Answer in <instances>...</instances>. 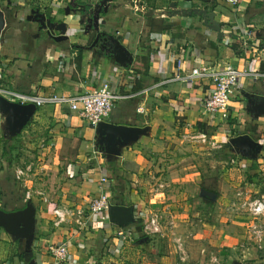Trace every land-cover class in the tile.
<instances>
[{"label":"crops","instance_id":"obj_1","mask_svg":"<svg viewBox=\"0 0 264 264\" xmlns=\"http://www.w3.org/2000/svg\"><path fill=\"white\" fill-rule=\"evenodd\" d=\"M138 1L141 10L137 0H113L100 15L105 21L101 30L85 33L78 15L66 14L70 0H0L6 13L0 84L33 95L73 96L107 81L129 97L117 100L105 121L149 128L139 140L124 145L121 154H109L99 145L96 127L68 104L37 106L14 136L0 111V208L17 211L29 201L34 206L30 242L0 225V264H57L50 247L63 242L69 254L60 264H202L201 259L214 258L215 246L221 251L232 246L241 255L235 262L251 264L249 260L258 258L264 235L258 242L251 228L254 220L233 205L237 207L239 195L251 198L249 191L264 195V147L252 159L229 140L241 134L256 140L264 136V116L255 119L242 94H263L264 81L240 78L230 103L232 121L213 125L210 143L190 138L186 124L197 129L200 123L211 125L201 105L211 82H162L178 68L188 74L203 64L218 68L233 64L259 72L264 63V0ZM172 3L213 10L223 37L208 28L202 16L174 15ZM33 8L65 22L66 39L54 40L39 30L38 22L28 20ZM254 160L257 167H251ZM18 168L25 170L20 178ZM212 174L221 187L206 191L216 196L220 221L211 217L215 212L211 202L197 197L205 195L203 178ZM102 176L107 177L113 204L132 205L136 222L120 227L101 212L86 227L76 218L57 225L54 209L89 206L100 191ZM152 215L160 217L163 233L142 236L138 219L146 222ZM193 244L201 246L197 253ZM18 252H29L32 259L26 262Z\"/></svg>","mask_w":264,"mask_h":264},{"label":"built area","instance_id":"obj_2","mask_svg":"<svg viewBox=\"0 0 264 264\" xmlns=\"http://www.w3.org/2000/svg\"><path fill=\"white\" fill-rule=\"evenodd\" d=\"M136 7L139 10L144 8L140 6L138 0L136 2ZM247 34L251 36L250 32H247ZM245 76L250 77L254 81H264V71L261 70L259 72H251L240 69L233 64H228L222 68L203 64L194 66L190 69L188 74H183L178 68L173 77L163 80L162 83L172 80H187L192 82L199 79H208L212 84V88L208 96L201 103L202 111L209 124L217 125L231 123L233 117L230 110V103L237 95L240 78ZM0 95L10 101L19 102L21 104L32 102L35 103L36 106L53 103L68 104L71 109L77 110L80 115L94 127L109 117L117 100L129 97L128 95L116 92L107 81L103 82L96 89L78 93L73 96L33 95L0 84ZM138 110L143 111V108L140 107ZM186 128L190 131V138L198 139L203 143H210L208 141L211 140V136H209L207 132L195 128V126L190 123L186 124ZM258 141L264 146V136L259 138ZM213 145L215 147H221V145L215 142H213ZM28 169H30V167H28ZM24 174V169H17L18 178ZM100 182V191L92 196L89 206L56 207L54 209V214L56 216L55 223L58 225L62 221L76 218L77 223L81 227H86L89 219L93 215L101 212L108 213L110 206L113 204V200L109 194L107 177L102 176ZM235 205L236 203H234L233 207L249 213L250 216L255 219L256 222H253L251 225L252 232L258 242L262 241L264 235V195L256 198H244L239 195L237 207ZM143 231L147 236L162 234L163 225L160 217L158 215L150 216L144 224ZM120 234L127 236L126 231H121ZM50 252L55 257L57 264L64 262L69 254L67 242L51 246Z\"/></svg>","mask_w":264,"mask_h":264},{"label":"water","instance_id":"obj_3","mask_svg":"<svg viewBox=\"0 0 264 264\" xmlns=\"http://www.w3.org/2000/svg\"><path fill=\"white\" fill-rule=\"evenodd\" d=\"M113 0H70L69 6L66 7V14L74 12L78 15V21L84 26L85 33H89L92 29L100 31V24L105 23L100 20L101 13L107 12L110 3ZM171 8L175 14L188 16L197 14L202 16L205 25L217 31L218 37L224 35L221 23L215 19L216 13L203 7L183 8L172 3ZM28 20L39 23V30H44L48 36L54 40L62 41L66 39L68 26L65 22L54 21L48 17L45 12H41L37 8H33L27 16ZM6 24V13L0 5V41L1 35ZM59 31L60 34H56ZM246 99V110H248L255 119L264 116V94L243 91ZM35 103L21 104L19 102L10 101L0 95V111L5 116L6 128L10 135L14 136L22 131L29 122L30 118L36 110ZM148 126H129L125 124H117L109 121H101L96 126L98 134V142L101 147L109 154H121V148L130 143L139 140L140 136L147 134ZM229 142L240 153L247 157L255 159L257 154L263 150V145L249 134H241L230 138ZM205 194L213 195L212 192L204 190ZM109 219L120 227H127L136 222L134 207L131 205L112 204L108 211ZM0 225L4 226L11 234L30 242L33 235L34 227V206L29 201L26 207L17 211H6L0 208ZM33 261H31V264ZM234 264H243L235 262Z\"/></svg>","mask_w":264,"mask_h":264},{"label":"rangeland","instance_id":"obj_4","mask_svg":"<svg viewBox=\"0 0 264 264\" xmlns=\"http://www.w3.org/2000/svg\"><path fill=\"white\" fill-rule=\"evenodd\" d=\"M233 133H234V131H233ZM32 141V143H36V144H39V143H42V142H38V140H31ZM190 143V142H189ZM198 144V143H197ZM2 146H3V144H2ZM34 147H35V145H34ZM199 148V147H198ZM220 148V147H219ZM0 150H2V147H0ZM200 150V149H199ZM209 150H211L210 148L207 150V149H203V151H200V152H207V151H209ZM214 150V149H213ZM218 150H221V149H218ZM21 153V152H20ZM28 158H30V156L28 155ZM205 161H203V163H204ZM25 165V164H24ZM214 168V167H213ZM206 169V168H205ZM207 174V173H206ZM215 174V173H214ZM213 175V174H212ZM204 179V181H203V183H202V187L206 190H211V191H213V192H216L218 189H220V187H221V185L219 184V182H218V179H217V177H216V175H213V177L211 178V177H209V179H205V178H203ZM244 186H246V185H244V184H242V186L240 187V189H245V187ZM251 188H256V187H251ZM249 195L251 196V198H256L257 197V193L256 192H254V191H249ZM197 197H199V198H202V199H204V200H209L210 202H211V207L212 208H210V210H213V211H215L214 212V215L213 216H211L212 217V219L213 220H218V221H220L221 219H220V211H219V208L217 209V207H219L218 205H217V202H216V200H215V197L216 196H214V194L213 195H208V194H205V195H203V194H199ZM208 201V202H209ZM210 210H208V211H210ZM237 211H241V210H238L237 209ZM243 212V211H242ZM247 215L248 216H250V214L249 213H247ZM251 217V216H250ZM220 219V220H219ZM251 219H253L254 221L253 222H256L255 221V219L253 218V217H251ZM163 220V219H162ZM172 226H173V224H172ZM188 233V232H187ZM185 239V241H186V239L188 240V238H184ZM176 245H178V243L176 242ZM255 245V244H254ZM186 246L188 247V250H190V243L189 242H186ZM192 247H193V252L194 253H197L198 252V248H200L201 246H199L198 244H193L192 245ZM256 247V246H255ZM259 250V252H258V254H257V256H258V258H256V259H252V260H249V261H259V260H262L261 259V255H263L264 254V245H263V248H261V249H258ZM212 252H213V259L211 260V259H207V258H205V259H201L202 260V264H234V262L237 260V256H240L241 257V255H239V252H238V254H236V250H234L233 249V247L232 246H230L227 250H222L221 251V248H219V247H217V246H215V248H213V250H212Z\"/></svg>","mask_w":264,"mask_h":264},{"label":"trees","instance_id":"obj_5","mask_svg":"<svg viewBox=\"0 0 264 264\" xmlns=\"http://www.w3.org/2000/svg\"><path fill=\"white\" fill-rule=\"evenodd\" d=\"M261 71H264V63L261 65ZM261 93H263L264 94V91L263 90H261L260 91ZM199 129L200 130H203V131H205V132H207V134L209 135V136H212L213 135V133H214V131L216 130V127L215 126H213V125H207V124H203V123H200L199 124ZM260 138V135L257 137V139H259ZM228 146V145H230V143L228 142V143H225L224 144V146ZM251 167H257V164H256V160H254L253 162H252V165H251ZM17 175V174H16ZM252 177H257L258 178V175H251V176H249V178H251L252 179ZM18 179V178H17ZM27 194V193H26ZM144 224H145V222H144V219H138V222H137V229L140 231V232H142L143 234H142V236H147L145 233H144ZM17 256L20 258V259H25L26 260V262L27 261H30L31 259H32V255H30V253L29 252H27V253H19L18 252V254H17ZM261 259L262 260H259V261H249L248 263H251V264H264V255H262L261 256Z\"/></svg>","mask_w":264,"mask_h":264}]
</instances>
